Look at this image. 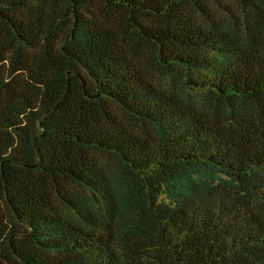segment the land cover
I'll list each match as a JSON object with an SVG mask.
<instances>
[{
  "label": "trees",
  "instance_id": "16d2710c",
  "mask_svg": "<svg viewBox=\"0 0 264 264\" xmlns=\"http://www.w3.org/2000/svg\"><path fill=\"white\" fill-rule=\"evenodd\" d=\"M0 264H264V0H0Z\"/></svg>",
  "mask_w": 264,
  "mask_h": 264
}]
</instances>
